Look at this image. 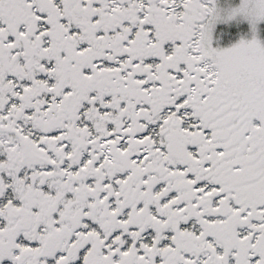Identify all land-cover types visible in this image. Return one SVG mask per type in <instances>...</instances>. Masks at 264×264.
I'll list each match as a JSON object with an SVG mask.
<instances>
[{"label":"snow or ice","instance_id":"1","mask_svg":"<svg viewBox=\"0 0 264 264\" xmlns=\"http://www.w3.org/2000/svg\"><path fill=\"white\" fill-rule=\"evenodd\" d=\"M0 264H264V0H0Z\"/></svg>","mask_w":264,"mask_h":264},{"label":"flooded vegetation","instance_id":"2","mask_svg":"<svg viewBox=\"0 0 264 264\" xmlns=\"http://www.w3.org/2000/svg\"><path fill=\"white\" fill-rule=\"evenodd\" d=\"M238 2V0H236Z\"/></svg>","mask_w":264,"mask_h":264},{"label":"rangeland","instance_id":"3","mask_svg":"<svg viewBox=\"0 0 264 264\" xmlns=\"http://www.w3.org/2000/svg\"><path fill=\"white\" fill-rule=\"evenodd\" d=\"M235 2H237V1L235 0Z\"/></svg>","mask_w":264,"mask_h":264}]
</instances>
